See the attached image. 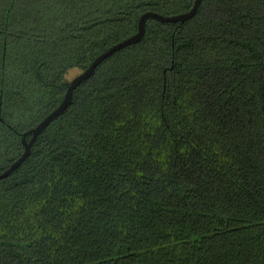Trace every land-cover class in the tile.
Segmentation results:
<instances>
[{
  "label": "trees",
  "instance_id": "1",
  "mask_svg": "<svg viewBox=\"0 0 264 264\" xmlns=\"http://www.w3.org/2000/svg\"><path fill=\"white\" fill-rule=\"evenodd\" d=\"M195 1L0 0V174L71 71ZM0 264H264V0L149 19L101 63L0 180Z\"/></svg>",
  "mask_w": 264,
  "mask_h": 264
},
{
  "label": "water",
  "instance_id": "2",
  "mask_svg": "<svg viewBox=\"0 0 264 264\" xmlns=\"http://www.w3.org/2000/svg\"><path fill=\"white\" fill-rule=\"evenodd\" d=\"M202 0H196L194 3V6L191 11H189L186 14H181L178 16L173 17H165L153 12H148L144 14L140 21H139V30L136 35L133 37L115 45L114 47L110 48L107 52L103 53L101 56H99L92 64L91 66L84 72H82L80 75H78L75 79H73L68 87V90L66 92L65 98L62 102V104L53 111L43 122H41L36 128L30 130L29 132L25 133L23 136V144H24V153L23 155L11 165V167L6 170L4 173L0 174V180L5 179L9 177L15 170H17L29 157L31 153V149L39 135L50 126L52 122H54L56 119H58L64 112L71 106L74 92L76 89L83 84L84 82L88 81L95 73L97 67L103 63L106 59L113 56L118 51L131 46L133 44H136L140 42L146 32V22L149 19H156L162 22H169V23H184L185 21L191 19L194 17L198 11V8L201 4ZM28 136H31L30 142H27L26 138Z\"/></svg>",
  "mask_w": 264,
  "mask_h": 264
},
{
  "label": "rangeland",
  "instance_id": "3",
  "mask_svg": "<svg viewBox=\"0 0 264 264\" xmlns=\"http://www.w3.org/2000/svg\"><path fill=\"white\" fill-rule=\"evenodd\" d=\"M81 72L79 71H71L68 75L67 78L72 81L73 79H75L78 75H80Z\"/></svg>",
  "mask_w": 264,
  "mask_h": 264
}]
</instances>
